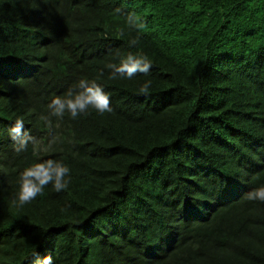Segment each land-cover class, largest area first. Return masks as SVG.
<instances>
[{
    "label": "trees",
    "instance_id": "obj_1",
    "mask_svg": "<svg viewBox=\"0 0 264 264\" xmlns=\"http://www.w3.org/2000/svg\"><path fill=\"white\" fill-rule=\"evenodd\" d=\"M0 264H264V0H0Z\"/></svg>",
    "mask_w": 264,
    "mask_h": 264
}]
</instances>
